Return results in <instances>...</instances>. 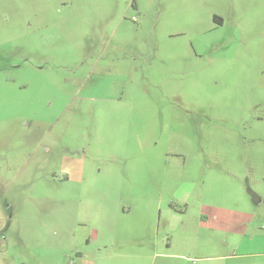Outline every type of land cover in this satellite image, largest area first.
Instances as JSON below:
<instances>
[{
  "label": "rangeland",
  "instance_id": "374dc122",
  "mask_svg": "<svg viewBox=\"0 0 264 264\" xmlns=\"http://www.w3.org/2000/svg\"><path fill=\"white\" fill-rule=\"evenodd\" d=\"M0 264H264V0H0Z\"/></svg>",
  "mask_w": 264,
  "mask_h": 264
},
{
  "label": "built area",
  "instance_id": "2783aa9c",
  "mask_svg": "<svg viewBox=\"0 0 264 264\" xmlns=\"http://www.w3.org/2000/svg\"><path fill=\"white\" fill-rule=\"evenodd\" d=\"M132 20H135V18H134V17H132Z\"/></svg>",
  "mask_w": 264,
  "mask_h": 264
},
{
  "label": "flooded vegetation",
  "instance_id": "af4514ba",
  "mask_svg": "<svg viewBox=\"0 0 264 264\" xmlns=\"http://www.w3.org/2000/svg\"><path fill=\"white\" fill-rule=\"evenodd\" d=\"M215 19V18H214Z\"/></svg>",
  "mask_w": 264,
  "mask_h": 264
}]
</instances>
